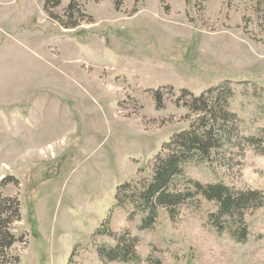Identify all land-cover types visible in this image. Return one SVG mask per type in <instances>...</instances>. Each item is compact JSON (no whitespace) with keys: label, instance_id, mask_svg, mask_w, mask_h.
<instances>
[{"label":"rangeland","instance_id":"obj_1","mask_svg":"<svg viewBox=\"0 0 264 264\" xmlns=\"http://www.w3.org/2000/svg\"><path fill=\"white\" fill-rule=\"evenodd\" d=\"M45 1L0 0V186L21 205L12 226L26 241L14 247L19 264H264V206L246 215L242 242L232 219L222 218V232L211 223L218 206L202 196L174 220L160 209L149 229L144 212L115 201L189 128L182 90L229 84L241 137L264 140V0H125L120 10L76 0L84 17L77 12L75 29L50 19ZM69 2L52 9L64 21ZM234 141L244 151L227 146L187 164L181 187L264 192V154ZM126 231L137 258L102 260L98 248Z\"/></svg>","mask_w":264,"mask_h":264},{"label":"trees","instance_id":"obj_2","mask_svg":"<svg viewBox=\"0 0 264 264\" xmlns=\"http://www.w3.org/2000/svg\"><path fill=\"white\" fill-rule=\"evenodd\" d=\"M101 1V0H96ZM125 0H113L116 10H120ZM62 0H46L44 12L50 19L66 29H75L82 22L76 16L84 17L80 4L70 0L66 10L67 21L53 12ZM134 13L137 12L135 8ZM91 20V19H90ZM178 105L187 108L193 118L188 129L175 134L156 156L152 175L148 180L120 185L115 195L116 206L132 204L136 210L144 212L142 228H152L159 217L160 209H165L171 219L179 216V208L193 199L202 196L215 202L218 212L210 215L211 223L219 232L225 230L223 217L238 223L241 232L233 230V237L246 241L249 234L245 217L264 206V192L252 189H236L224 183L202 184L192 181V187L182 188L179 179L184 177V168L192 162L205 161L211 158L214 151L229 146L244 151L241 143L234 138L247 140L249 146L264 154V140L256 137H241L238 115L231 109L230 101L234 94L229 84L210 88L200 95L182 90ZM154 99L158 108L163 107L164 97L157 90ZM238 131V132H237ZM237 132V133H236ZM7 178L3 179L5 182ZM17 182L15 178H9ZM0 186V264H19L20 254L14 251L17 243H26L23 236L17 237L12 226L21 220V205L17 196H5ZM212 218H217L219 223ZM115 246H100L98 255L102 260L128 262L137 258V238L129 231L117 236Z\"/></svg>","mask_w":264,"mask_h":264},{"label":"crops","instance_id":"obj_3","mask_svg":"<svg viewBox=\"0 0 264 264\" xmlns=\"http://www.w3.org/2000/svg\"><path fill=\"white\" fill-rule=\"evenodd\" d=\"M22 65H23L24 68H25V67H26V62H24ZM6 66H8V65H6ZM29 68H30V66H29ZM7 86H8V85H6L5 87H7ZM7 90H8V89H6V90H1V91H0V94H1V93H5V92H7ZM9 105H10V104H9ZM1 106H6V105H1ZM1 108H2V107H0V111H1Z\"/></svg>","mask_w":264,"mask_h":264}]
</instances>
